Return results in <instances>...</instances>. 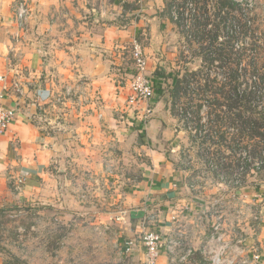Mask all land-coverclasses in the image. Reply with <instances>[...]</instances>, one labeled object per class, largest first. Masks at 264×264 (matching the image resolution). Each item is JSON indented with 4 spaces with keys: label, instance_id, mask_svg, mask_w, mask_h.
<instances>
[{
    "label": "rangeland",
    "instance_id": "374dc122",
    "mask_svg": "<svg viewBox=\"0 0 264 264\" xmlns=\"http://www.w3.org/2000/svg\"><path fill=\"white\" fill-rule=\"evenodd\" d=\"M60 1L74 6L100 0ZM109 1L116 2L115 20L130 28L146 13L141 4L150 0ZM163 1L158 44L166 47L155 71L168 76L170 85L163 91L153 87L152 101H165L161 111L169 115L173 136L166 152L182 170L187 195L197 200V210L178 218L163 238L172 247L171 264H211L224 246L222 255L239 257L264 227V202L253 197H264V83L250 102L231 91L236 86L241 94L264 80V0ZM66 9L56 12L62 30L66 18L80 13ZM111 9L103 11L105 18ZM135 36L147 46L152 35L147 29ZM129 50L121 48L115 65L126 99L137 72ZM60 80L57 98L64 97L65 85H72V100L89 96L84 82L90 78L62 75ZM29 88L28 82L14 92L26 96ZM51 105L36 112L62 148L49 167L54 180L46 181L41 200L0 205V264H130L123 223L145 150L138 147L133 157L124 153L128 149H65L83 144L75 117L79 106ZM117 129L122 128L107 122L102 128L108 134Z\"/></svg>",
    "mask_w": 264,
    "mask_h": 264
},
{
    "label": "crops",
    "instance_id": "0c3cea01",
    "mask_svg": "<svg viewBox=\"0 0 264 264\" xmlns=\"http://www.w3.org/2000/svg\"><path fill=\"white\" fill-rule=\"evenodd\" d=\"M17 1L0 0V93L3 95L0 103L20 106L10 130L0 135V205L14 203L16 206L20 202L41 200L46 181L54 180L49 175V167L56 159V149L62 148L55 141L56 136L44 131L36 108L48 104L57 107L58 103L79 106L75 117L80 120L78 131L83 144L73 148L70 143L65 149H128L124 153L133 157L138 147L145 150L146 157L140 163L141 176L131 183L132 191L127 194L130 207L123 223L124 241L136 243L128 253L130 264H144L146 254L139 245L143 232L155 229L163 235L178 218L186 217L187 211L197 210V200L187 195L182 170L166 152L165 144L170 143L173 136L170 137L171 128L167 123L169 115L161 111L165 101L153 100V113L143 120L141 106L130 105L126 99L127 88L116 83L115 65L121 48L127 47L130 52L132 47L128 43L139 42L136 33L142 30L145 34L148 29L152 36L147 46L143 43L145 40L140 42L148 61L147 75L156 91L170 85L168 76L157 75L162 66L161 50L166 47V44H158L162 42L158 35L163 20L157 19V11L163 12L165 2L142 3L140 11L146 13L127 28L115 20L114 1H80L73 6L60 0H32L25 28L19 32L15 20ZM62 7L80 11L79 15L66 18L63 30L58 27L56 13ZM107 7L112 9L106 19L103 11ZM78 74L91 79L89 83L84 82V88L90 91L86 100L81 94L80 99L68 97L73 91L72 85H65L64 97L57 98L56 91L63 85L61 76L71 78ZM28 82L29 93L18 96L15 88H25ZM28 98H32V102ZM124 116L125 120L119 118ZM105 122L122 129L108 134L102 130ZM164 123L167 124L164 126ZM257 200L264 202V197ZM242 249L248 255L253 249L264 252V227L261 226L253 243ZM170 255L164 247L157 264H171Z\"/></svg>",
    "mask_w": 264,
    "mask_h": 264
},
{
    "label": "built area",
    "instance_id": "2783aa9c",
    "mask_svg": "<svg viewBox=\"0 0 264 264\" xmlns=\"http://www.w3.org/2000/svg\"><path fill=\"white\" fill-rule=\"evenodd\" d=\"M30 2H32V0L17 1L15 20L19 32L24 30L27 17L29 12H31ZM124 49H127V47H124ZM131 52L137 72L130 80L131 92L128 102L132 106L140 105V108L143 109L142 118L143 120H147L153 113L151 103L154 91L153 84L147 75L148 61L141 43L137 40L133 41ZM2 96V93H0V97ZM19 107L20 106L17 104L5 106L0 103V135L10 130V126L16 119L17 113L20 110ZM262 196V193L253 194V197L257 199L262 198ZM135 245L136 243L133 240L126 241L125 252L127 254L131 252ZM139 245L144 249V253L146 254V261L144 264H157L162 249L165 247L169 252H171L172 249L167 241L164 240L162 233L155 229L144 231L140 236ZM220 249V252H217L211 257V264H264V252L258 249H253L250 255L242 249L239 257L222 255L223 252H226V247L224 246Z\"/></svg>",
    "mask_w": 264,
    "mask_h": 264
},
{
    "label": "trees",
    "instance_id": "16d2710c",
    "mask_svg": "<svg viewBox=\"0 0 264 264\" xmlns=\"http://www.w3.org/2000/svg\"><path fill=\"white\" fill-rule=\"evenodd\" d=\"M234 64H235L236 66L239 65L238 62H234ZM255 72H256V71H253V74H254L253 78H254L255 80H258L257 76L255 75ZM157 75H160V74H157ZM262 79H263V77H262ZM259 80H260V77H259ZM254 82H255V84H254V87H253V88H251L250 85H248L249 87L246 88V89H244L243 93H241V94H239V93L237 92V90H236V86H233V87L231 88L232 96L235 97V98L243 97V98H245L248 102H250L251 99H252L254 96H257V97H258V95H259V93H260V91H261V88H260L261 85H260V84H263V83H264V80H263V81H254ZM235 85H236V83H235ZM258 85H259V86H258ZM258 87H259V88H258ZM258 89H259V90H258Z\"/></svg>",
    "mask_w": 264,
    "mask_h": 264
}]
</instances>
